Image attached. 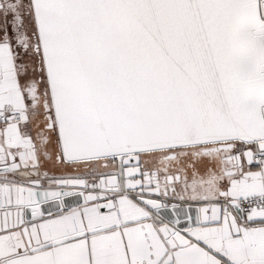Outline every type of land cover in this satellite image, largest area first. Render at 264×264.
<instances>
[{"label": "snow or ice", "instance_id": "snow-or-ice-1", "mask_svg": "<svg viewBox=\"0 0 264 264\" xmlns=\"http://www.w3.org/2000/svg\"><path fill=\"white\" fill-rule=\"evenodd\" d=\"M0 264H264V0H0Z\"/></svg>", "mask_w": 264, "mask_h": 264}]
</instances>
